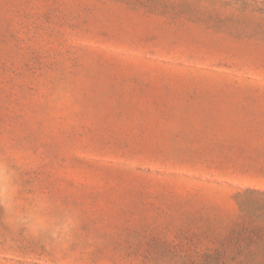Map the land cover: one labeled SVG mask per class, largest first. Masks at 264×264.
<instances>
[{
  "label": "rangeland",
  "instance_id": "rangeland-1",
  "mask_svg": "<svg viewBox=\"0 0 264 264\" xmlns=\"http://www.w3.org/2000/svg\"><path fill=\"white\" fill-rule=\"evenodd\" d=\"M23 1L0 0V264H202L264 215L222 168L264 100V0H58L84 19L58 32Z\"/></svg>",
  "mask_w": 264,
  "mask_h": 264
},
{
  "label": "trees",
  "instance_id": "trees-1",
  "mask_svg": "<svg viewBox=\"0 0 264 264\" xmlns=\"http://www.w3.org/2000/svg\"><path fill=\"white\" fill-rule=\"evenodd\" d=\"M23 1L14 4L13 12L22 29L31 32H58L84 22L79 14L68 13V5L58 0ZM264 197V192L255 191ZM256 223L237 224L215 246L205 249L202 264H264V215L257 209L243 212Z\"/></svg>",
  "mask_w": 264,
  "mask_h": 264
},
{
  "label": "crops",
  "instance_id": "crops-1",
  "mask_svg": "<svg viewBox=\"0 0 264 264\" xmlns=\"http://www.w3.org/2000/svg\"><path fill=\"white\" fill-rule=\"evenodd\" d=\"M264 98V97H261ZM248 116L233 122L234 134L228 135L226 180L238 188L264 192V100Z\"/></svg>",
  "mask_w": 264,
  "mask_h": 264
}]
</instances>
